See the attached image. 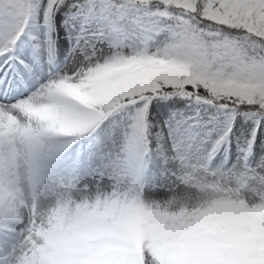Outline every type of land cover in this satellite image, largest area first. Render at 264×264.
<instances>
[{
    "label": "snow or ice",
    "instance_id": "snow-or-ice-1",
    "mask_svg": "<svg viewBox=\"0 0 264 264\" xmlns=\"http://www.w3.org/2000/svg\"><path fill=\"white\" fill-rule=\"evenodd\" d=\"M0 264H264V0H0Z\"/></svg>",
    "mask_w": 264,
    "mask_h": 264
}]
</instances>
